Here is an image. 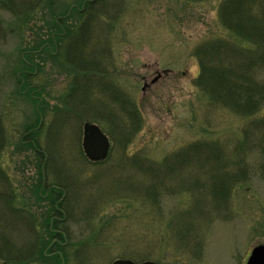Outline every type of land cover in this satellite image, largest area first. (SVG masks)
<instances>
[{
    "label": "rangeland",
    "instance_id": "1",
    "mask_svg": "<svg viewBox=\"0 0 264 264\" xmlns=\"http://www.w3.org/2000/svg\"><path fill=\"white\" fill-rule=\"evenodd\" d=\"M220 1H87L77 21L60 20V29L71 20L79 25L73 84L76 71L64 55H49L53 43L42 53L37 45L58 31L56 15L80 9L84 0H27L36 8L16 14L0 0L2 249L30 253L35 242L42 250L50 224L57 223L52 231L61 234L60 264L118 258L247 264L252 247L264 243V104L241 114L214 104L195 85L196 50L207 41L220 38L222 56L238 63L241 51L254 47L221 24ZM26 49L36 54L27 80L39 88L31 94L16 74ZM252 69L264 82V67ZM78 84L74 99L69 93ZM130 101L139 127L125 137L133 122ZM85 121L108 135L107 159L92 162L84 154ZM30 124L39 130V149L50 151L42 164L27 146L23 131ZM40 184L61 194L44 200ZM2 197L12 198L10 205L24 216L4 214ZM34 254L26 264H57L48 258L53 253Z\"/></svg>",
    "mask_w": 264,
    "mask_h": 264
},
{
    "label": "trees",
    "instance_id": "2",
    "mask_svg": "<svg viewBox=\"0 0 264 264\" xmlns=\"http://www.w3.org/2000/svg\"><path fill=\"white\" fill-rule=\"evenodd\" d=\"M12 0H1V7L4 8V4L6 7L10 5L8 10H12V13L16 14V11H32L36 8V5H31L30 2L27 0H22L20 5L10 4ZM41 0H37V4H39ZM219 16L221 24L235 33L237 36L241 37L242 39L250 42L254 47L253 48H244L245 50L241 51L243 57V63L233 62L231 57L224 58L222 56L223 53V43H221L220 38H214L203 45L205 47H200L196 50V54H198L199 64H200V73L195 78V85L200 88L208 97L214 102V104H221L226 107H231L235 111L241 114H254L259 111V109L264 104V82L258 79L256 76V72L253 71V66L264 67V0H221L219 3ZM90 3L87 1L79 9L74 8L72 13L69 12L62 13V16L56 15L57 17L54 18V25L58 28V31L51 30V37L47 40V42H42L37 45L38 53H42L45 50L49 49V45L53 43V50L49 53L50 56L56 57L58 55H64L65 61L68 65L72 66L76 71V78L73 81V84H76L79 79V25L73 24L72 20L77 21V14L79 15L80 11L89 9ZM18 7V8H16ZM75 7V6H74ZM71 8V7H70ZM72 14V15H71ZM72 17L73 19L70 23H66L65 27L60 29V20L68 21V19ZM79 24V22H78ZM231 43V42H230ZM233 45V43H231ZM234 46V45H233ZM235 48V46H234ZM45 49V50H44ZM44 50V51H43ZM232 51H235L234 49ZM227 52V51H226ZM24 55L22 56L21 63H22V70L19 73H16L18 76V81L21 83V88L25 90V92L31 91L39 88L31 87L30 83L27 79L31 76V70H35V67L32 64L34 50L33 49H26L24 50ZM18 82V83H19ZM30 86V87H29ZM79 88V84L73 85V90L69 93L74 99L76 98V91ZM29 89V90H28ZM117 96H115L116 98ZM118 98V97H117ZM79 98H77L78 100ZM35 103L38 102L34 100ZM131 102V101H130ZM132 103V102H131ZM133 107V108H132ZM131 107V120H133L132 124L129 123L128 125V135L125 137L132 136L138 129L139 125L137 124V109L134 107L132 103ZM36 113H39V104ZM39 117L36 118V122H39ZM135 123V124H134ZM139 123V121H138ZM132 125V128L130 129ZM1 129V126H0ZM27 133V137H29V141L27 142V146L31 147L38 155V160H40V164L43 161L47 160L49 157V152L43 151L39 149V142H38V135L39 130H35L33 124L28 125L24 131ZM21 146L24 143H20ZM196 145L194 147H197ZM23 147V146H22ZM220 152H218L219 154ZM51 154V153H50ZM44 169V166H43ZM44 172V171H43ZM42 174V173H41ZM44 174V173H43ZM231 177L229 178V183L227 189L230 187ZM234 182H232L233 184ZM231 184V185H232ZM39 190L38 195L41 196L43 194L44 200H53L56 196L61 194L59 192L61 189L57 187H52V185H48V188L44 187L43 184L38 185ZM226 189V187H225ZM56 191V192H55ZM55 192V193H54ZM222 194H227V190L221 191ZM4 200L3 205V213L10 216V214H21L17 209H15L11 203V199H6V197H2ZM58 199V198H57ZM55 201V200H53ZM52 203V202H51ZM54 203H52L53 205ZM55 207V206H54ZM53 208V206H52ZM52 214L49 213V217ZM24 216V215H23ZM53 217V216H52ZM52 219V218H51ZM57 224V223H55ZM55 224H50V237L43 238L41 248L39 250L35 249V242L32 243L34 245V249L31 248L30 245V253L27 250H19L13 249L12 247L5 248L4 246L0 247V256L4 257L5 264H26L29 258H32L34 253L40 254L43 256L46 255L47 252L53 253L52 256H48L55 258L57 264H60L62 257L59 252L61 247L60 238L61 234L58 231L53 230L52 228H56ZM3 235H0V241L4 240L2 238ZM56 239L55 246H52L51 243L53 239ZM64 236L62 235V239ZM41 239V238H40ZM37 242V239H36ZM39 244V238H38ZM49 246L51 247L50 250ZM41 250V251H40ZM4 252V253H2ZM44 252H46L44 254Z\"/></svg>",
    "mask_w": 264,
    "mask_h": 264
},
{
    "label": "water",
    "instance_id": "3",
    "mask_svg": "<svg viewBox=\"0 0 264 264\" xmlns=\"http://www.w3.org/2000/svg\"><path fill=\"white\" fill-rule=\"evenodd\" d=\"M110 139L96 123H84V135L82 146L86 156L93 160L99 161L105 159L110 150ZM112 264H170L160 263L150 260L135 262L131 259H116ZM247 264H264V244H258L253 247Z\"/></svg>",
    "mask_w": 264,
    "mask_h": 264
}]
</instances>
